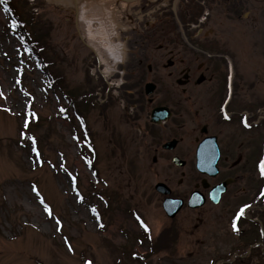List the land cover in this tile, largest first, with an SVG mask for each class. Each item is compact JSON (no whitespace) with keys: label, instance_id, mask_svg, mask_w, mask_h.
<instances>
[{"label":"rangeland","instance_id":"374dc122","mask_svg":"<svg viewBox=\"0 0 264 264\" xmlns=\"http://www.w3.org/2000/svg\"><path fill=\"white\" fill-rule=\"evenodd\" d=\"M4 5L0 3V264H86L87 259L96 264H214L212 255L233 240L227 216L219 212L216 219L206 209L207 219L191 215L196 228L185 216L175 239L170 235L166 243L156 244L155 253L148 251L145 238L159 235L167 221L140 156L136 128L142 121L135 123L123 101L126 92L116 88L122 56L112 73L106 72L73 9L45 0H12L11 9L26 22V30L47 40L43 55L54 61L47 72L59 78L53 84L11 32ZM107 7L115 23L113 40L122 43L130 5L113 2ZM262 7L246 19L244 13L239 20L221 19L217 31L227 33L242 88L264 103V0ZM66 95H85L94 104H79L76 110L84 115L95 155L78 137L79 119ZM30 107L38 122L29 120ZM29 133L37 137L36 145ZM107 185L113 200L105 198L109 206L94 196ZM140 220L151 227L146 234ZM131 252L144 257L132 259Z\"/></svg>","mask_w":264,"mask_h":264},{"label":"flooded vegetation","instance_id":"af4514ba","mask_svg":"<svg viewBox=\"0 0 264 264\" xmlns=\"http://www.w3.org/2000/svg\"><path fill=\"white\" fill-rule=\"evenodd\" d=\"M114 3L119 6L121 1ZM262 3H125L130 5L125 13L130 25L122 37L117 72L121 84L116 88L126 92L123 101L135 123L142 121L136 128L142 139L140 156L167 221L161 228L163 244L168 236H178L174 231L185 216L187 222L191 215L204 220L211 216L207 210L218 219L220 212L227 216L233 241L212 255L214 264H264V103L242 88L227 33L217 31L221 19L239 20L240 13L246 19L262 11ZM168 199L180 204L172 218L162 208ZM244 205L250 207L235 220Z\"/></svg>","mask_w":264,"mask_h":264},{"label":"bare ground","instance_id":"6f19581e","mask_svg":"<svg viewBox=\"0 0 264 264\" xmlns=\"http://www.w3.org/2000/svg\"><path fill=\"white\" fill-rule=\"evenodd\" d=\"M114 0H84L76 10L78 21L83 26V32L91 45L98 51L100 61L105 63V71L112 73L117 61L124 51L122 43L114 42L115 23L111 17L108 5ZM121 2L120 6H125ZM116 36V34H115ZM113 60L109 63L108 60Z\"/></svg>","mask_w":264,"mask_h":264},{"label":"trees","instance_id":"16d2710c","mask_svg":"<svg viewBox=\"0 0 264 264\" xmlns=\"http://www.w3.org/2000/svg\"><path fill=\"white\" fill-rule=\"evenodd\" d=\"M9 1V0H8ZM10 3V1H9ZM16 25L13 26V31L17 33V35L21 38V42L23 46L26 48V51H28V54L31 56L33 60L37 62L40 69L43 73H47V65L49 63H52L53 61H48L44 58L43 51L45 50L47 46V40L46 42L43 39H37V34L34 32L32 33L30 30H26L24 21H16ZM67 98L72 102V104L75 106L77 104H81V102L84 100V95L79 96L78 98H74L72 96H68ZM31 119L33 116L30 117Z\"/></svg>","mask_w":264,"mask_h":264},{"label":"snow or ice","instance_id":"6c2138e0","mask_svg":"<svg viewBox=\"0 0 264 264\" xmlns=\"http://www.w3.org/2000/svg\"><path fill=\"white\" fill-rule=\"evenodd\" d=\"M3 2H4V0H0V3H3ZM7 10H9V9L7 7V4H5V11H7ZM16 23H17L16 21H13V26H15ZM62 111H63V109H62ZM245 123H247V119H245ZM260 168H261V174L264 175V161H261ZM72 179L75 182L76 177L73 176ZM261 195L264 196V193H261ZM81 199H83V197H81ZM41 201L43 202V198L42 197H41ZM249 207H250V205H244L243 207H241L239 212L236 214L235 220H239L240 217L244 215L245 209H247ZM46 211L48 212V214L50 216L52 215V209L50 207H47ZM140 223L142 224V226L144 227L145 230H149V225L147 223H145L143 220H140ZM233 227L235 228V230L239 231V228L237 227L235 221H234ZM69 247H71V245H69ZM87 264H91V261L87 262Z\"/></svg>","mask_w":264,"mask_h":264},{"label":"water","instance_id":"95a60500","mask_svg":"<svg viewBox=\"0 0 264 264\" xmlns=\"http://www.w3.org/2000/svg\"><path fill=\"white\" fill-rule=\"evenodd\" d=\"M47 3L52 5H59L66 8H72L75 12L77 10L78 4L82 0H45ZM125 1H131V0H125Z\"/></svg>","mask_w":264,"mask_h":264}]
</instances>
